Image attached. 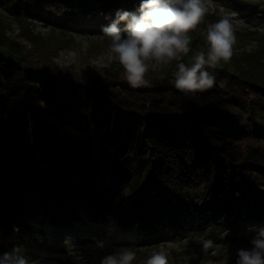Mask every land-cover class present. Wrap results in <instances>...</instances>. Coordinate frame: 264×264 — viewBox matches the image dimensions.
Here are the masks:
<instances>
[{
    "label": "trees",
    "instance_id": "trees-1",
    "mask_svg": "<svg viewBox=\"0 0 264 264\" xmlns=\"http://www.w3.org/2000/svg\"><path fill=\"white\" fill-rule=\"evenodd\" d=\"M140 2L0 0V9L103 37L117 10ZM234 6L247 23L264 22V0ZM201 29L189 32L188 66L207 52ZM176 71L141 88L65 75L0 33V251L40 257L97 240L84 264H99L107 253L97 249L110 245L250 243L264 228V74L221 61L208 68L212 88L185 94ZM127 96L168 107L137 109Z\"/></svg>",
    "mask_w": 264,
    "mask_h": 264
},
{
    "label": "rangeland",
    "instance_id": "rangeland-1",
    "mask_svg": "<svg viewBox=\"0 0 264 264\" xmlns=\"http://www.w3.org/2000/svg\"><path fill=\"white\" fill-rule=\"evenodd\" d=\"M235 1L237 0H210L207 5L208 12L199 24L202 27L201 32L205 36L209 24L228 15L232 20L236 37L233 55L228 62L240 70H249L256 65V68L264 74V64H256V59L264 60V22L258 20L254 25L247 23L246 18L235 8ZM233 13L235 15H232ZM92 31L85 32L83 28L74 31L60 26H50L39 18L17 19L0 9V33H5L10 40L18 44L24 55L35 63L51 67L65 75H90L126 80L123 68L112 59L109 39ZM188 59L191 60L192 56L189 55ZM176 64L177 61H173L165 67L150 70L145 78H164L176 68ZM126 99L129 105L137 109L158 110L168 107L157 106L156 102L159 101H154L155 103L152 104L146 97L127 96ZM65 133L71 138H80L69 130H65ZM204 242L199 238H193L164 243L151 252L137 251V260L148 258L154 252L163 250L167 255L168 264H235L237 250L251 247L250 243L227 245L213 243L212 247L205 250ZM95 244L102 245L97 240L93 243L74 242L67 247V252L64 254H47L40 257H34V253L20 252V254L35 264H84L87 260L86 255L91 253L90 250L96 249ZM117 248L110 245L100 247L97 251L103 250L110 254ZM11 251H0V254Z\"/></svg>",
    "mask_w": 264,
    "mask_h": 264
},
{
    "label": "clouds",
    "instance_id": "clouds-1",
    "mask_svg": "<svg viewBox=\"0 0 264 264\" xmlns=\"http://www.w3.org/2000/svg\"><path fill=\"white\" fill-rule=\"evenodd\" d=\"M210 0H141L135 11L117 10L114 18L102 27L110 41L112 59L124 70L127 83L132 88L151 87L146 74L177 61L175 88L185 94L206 91L214 86L215 69L230 61L236 43L232 20L223 16L206 28L207 52L201 50L191 66L182 62L190 51V31L202 23L208 12ZM232 15H235L233 13ZM250 248H239L235 264H264V228L256 231ZM213 242H204L205 250ZM137 249L118 247L101 258L99 264H133ZM0 264H35L21 255L19 249L0 254ZM145 264H168L163 250L151 254Z\"/></svg>",
    "mask_w": 264,
    "mask_h": 264
}]
</instances>
